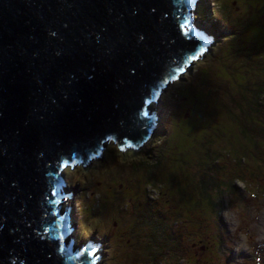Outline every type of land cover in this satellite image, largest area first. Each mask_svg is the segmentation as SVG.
<instances>
[{"label": "water", "instance_id": "95a60500", "mask_svg": "<svg viewBox=\"0 0 264 264\" xmlns=\"http://www.w3.org/2000/svg\"><path fill=\"white\" fill-rule=\"evenodd\" d=\"M193 1L0 0V264H102L62 170L147 140L149 104L209 46Z\"/></svg>", "mask_w": 264, "mask_h": 264}, {"label": "rangeland", "instance_id": "374dc122", "mask_svg": "<svg viewBox=\"0 0 264 264\" xmlns=\"http://www.w3.org/2000/svg\"><path fill=\"white\" fill-rule=\"evenodd\" d=\"M203 7L209 8L204 17L200 11ZM263 15L264 0H196L191 21L205 31L200 33L208 34L209 46L198 61L163 89L157 102L149 104L157 120L147 140L135 149L138 155L131 149L120 151L113 142L106 141L98 158L72 170L70 166L62 170L69 188L77 190V194L64 201V205L60 204L61 210L72 208V232L77 245L92 238L101 241L102 264H264V179L234 183L236 195L223 194L222 188L216 194L213 186L203 188L200 178H205L208 185H211L210 180L220 182L230 178L229 162H236L237 154H227L230 159L227 162L225 156L219 159L224 171L208 170L210 156L204 159L206 165L195 161L203 157L201 154L207 149L222 146L224 142L229 146L221 148L223 151L233 145L238 147L239 142L246 143L238 137V125L219 113L209 136L217 134L220 127L229 129L230 134L226 141L212 138L211 145L202 140L207 130L191 131L186 122L188 116L184 114L196 93V111L201 113L207 101L199 99L202 95L200 81H213L214 86L219 85V95H222L228 90L226 84L231 79L242 78L241 71L239 74L232 71L239 61L233 52L234 29L243 31V37L238 40L244 47L254 44L257 50L264 51ZM218 17L225 21L218 22ZM238 20L243 22L238 24ZM216 47H221V51L225 49L220 58L214 53ZM236 84L232 81L230 88L237 89ZM190 89H195L196 93ZM172 131L174 136L166 147L165 140ZM157 151L162 155L153 165V160H147L145 155H155ZM254 161V157L248 155L245 170H256ZM262 164L258 172L264 176V155ZM173 165L182 167L181 172H173ZM171 172L174 175H170ZM248 183L251 185L247 187ZM215 198L219 207L214 210L209 201ZM163 218L165 221H161ZM163 229H167V233ZM165 234L178 235L176 259L184 257L185 262L169 263V258L163 262V256L153 259L158 248L167 244ZM162 253L175 255L169 248Z\"/></svg>", "mask_w": 264, "mask_h": 264}, {"label": "trees", "instance_id": "16d2710c", "mask_svg": "<svg viewBox=\"0 0 264 264\" xmlns=\"http://www.w3.org/2000/svg\"><path fill=\"white\" fill-rule=\"evenodd\" d=\"M196 0L193 1L192 6H194ZM209 8H201L200 11L202 12V16H206V10ZM264 17V15L262 16ZM261 17V18H262ZM200 18V17H199ZM229 18V15H228ZM218 22H224V18L218 17ZM217 21V20H216ZM243 22V21H242ZM238 20V24L242 23ZM218 26V25H217ZM202 31V29H200ZM234 37L231 39L232 42H234V47L235 51H233L236 55L237 58H239V61L236 62L238 63L237 68L233 69L232 71L236 74H239L238 71H241L243 73L242 78L239 80L231 79V82L226 84L228 87V90L225 91V93H222V95H219V85L214 86L213 81L206 82L203 81L199 82V86H201L202 89V95L199 97L200 100L203 98H206L207 101L205 102V105H203L201 113L196 111L195 106H197V95L195 89H190V91H194L195 96L194 100L192 103H189L187 107V111L184 113L186 116H188L187 119V124L190 128L191 131H206V133L203 135V141H207L208 144H213L212 143V138H221L222 140H227V137L230 134L229 129H225L224 127H220L217 134H213L212 136L210 135V132L212 130V126L215 124V122H218L217 117L219 113H222L224 118L227 121H231L233 124L236 123L238 125L237 128V134L238 137L246 143L241 144L242 142H239V146L235 147L234 145L227 148L226 150H221L224 146H229L226 142L222 144V146L218 147H213L209 148L206 151L203 152V157L199 156L195 159L196 164L199 163L200 161H203L207 156H210V162L208 165H210V169L208 170H225L222 168L223 162H220L219 159H221L223 156H225L226 160L225 162L229 161V157L227 154H237V160L236 162H231L230 160V166H229V174L230 178L232 180H229V177H226V179H223L220 182H217L216 179L210 180V184L208 185L205 181V178H200V182L202 183L203 188L209 189L210 187L216 188V194L220 193L218 191L219 188H222L224 192L223 194H230L236 195L237 189L234 183H243L246 184L248 179L252 178L253 182H258L262 179H264V176L258 172V169L263 165L262 164V159L264 155V51L263 50H257L254 44H251V46H243L239 40V38H242V30H235ZM206 41H208L209 37H205ZM243 40V39H241ZM264 40V37H263ZM231 47V46H230ZM221 47L217 49V47L214 49V53L218 54V58L222 57L221 53L225 50L223 49L221 51ZM240 52V53H238ZM205 73V72H204ZM232 81H234V84H236L238 81H242L241 84L237 85V89H231L230 85L232 84ZM237 81V82H236ZM236 82V83H235ZM225 86V84H223ZM199 115L198 119L195 120V116ZM210 120V121H208ZM162 123V122H161ZM205 124L207 127H202V125ZM164 125V124H163ZM225 129V130H224ZM165 130V129H164ZM185 134V132H182ZM160 136V135H159ZM174 136V132L172 131L171 136L169 139L165 140V143L167 141H171L172 137ZM163 137V136H161ZM160 137V138H161ZM201 141V142H203ZM166 144V147H168V143ZM156 144L154 143L153 146ZM142 146V144H139L138 146L133 147L132 145H127L125 149H131L135 150L138 147ZM165 147V150H166ZM223 151V152H222ZM136 150L132 153L134 155H138ZM153 152V150H152ZM222 152V153H220ZM148 153V152H147ZM155 155L149 154L145 155L146 159L153 160L152 164H156V161L158 162V158L162 155V152H155ZM222 154V155H221ZM252 156L254 157L255 161L253 163V166L255 167L256 170H253L252 172H249L245 170L244 165L246 163V157L247 156ZM262 155V157H261ZM156 156V158H154ZM218 161V162H217ZM205 164V163H204ZM206 165V164H205ZM182 167H176L173 165V172H181ZM171 172L170 175H174V173ZM169 174V173H168ZM165 178V176H163ZM169 177V176H168ZM149 179V178H148ZM251 185L250 183L247 184V187ZM245 186V185H244ZM213 189V190H214ZM227 189H230V192H228ZM233 192V193H232ZM216 200H210L209 205L210 207L216 208L219 207L217 201L218 198H215ZM218 205V206H217ZM213 210V211H214ZM161 221H165V219H161ZM175 222V221H174ZM173 222V224H174ZM212 222V221H211ZM171 227H169L170 229ZM167 229H163L162 231L167 233ZM170 235V233H169ZM174 236V235H172ZM167 236V234L164 235V240L167 241V244L161 245L158 248V253L153 257V259H157L161 256V260L163 262H166L167 259L169 258V263L170 261L173 262H185V258H179L176 259L177 257V249H178V243L180 242L178 235V241L176 240V237L174 236L175 240L173 237ZM184 239L182 240V242ZM99 246V245H98ZM166 248H169L170 251H172L175 255L173 257L164 255L162 253ZM173 255V254H172ZM185 264H189L188 262H185Z\"/></svg>", "mask_w": 264, "mask_h": 264}, {"label": "snow or ice", "instance_id": "6c2138e0", "mask_svg": "<svg viewBox=\"0 0 264 264\" xmlns=\"http://www.w3.org/2000/svg\"><path fill=\"white\" fill-rule=\"evenodd\" d=\"M204 51H205V49H201L200 54L203 55ZM198 58L199 57L196 55H193V57H192L193 61L197 60ZM93 255H95V253H93Z\"/></svg>", "mask_w": 264, "mask_h": 264}, {"label": "bare ground", "instance_id": "6f19581e", "mask_svg": "<svg viewBox=\"0 0 264 264\" xmlns=\"http://www.w3.org/2000/svg\"><path fill=\"white\" fill-rule=\"evenodd\" d=\"M65 203H66V202L63 201V202H61L60 204H61V205H64Z\"/></svg>", "mask_w": 264, "mask_h": 264}, {"label": "clouds", "instance_id": "9594fccd", "mask_svg": "<svg viewBox=\"0 0 264 264\" xmlns=\"http://www.w3.org/2000/svg\"><path fill=\"white\" fill-rule=\"evenodd\" d=\"M194 7V6H193ZM197 30H200V29H197ZM202 31H204V30H202ZM205 32V31H204Z\"/></svg>", "mask_w": 264, "mask_h": 264}]
</instances>
